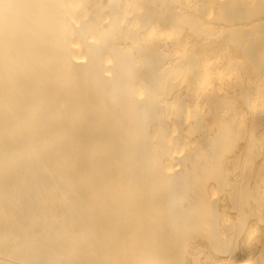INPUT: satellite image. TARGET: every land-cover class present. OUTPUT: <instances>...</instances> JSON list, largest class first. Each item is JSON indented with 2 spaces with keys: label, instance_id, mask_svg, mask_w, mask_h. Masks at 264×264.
<instances>
[{
  "label": "bare ground",
  "instance_id": "1",
  "mask_svg": "<svg viewBox=\"0 0 264 264\" xmlns=\"http://www.w3.org/2000/svg\"><path fill=\"white\" fill-rule=\"evenodd\" d=\"M240 1L0 0V264H264Z\"/></svg>",
  "mask_w": 264,
  "mask_h": 264
},
{
  "label": "rangeland",
  "instance_id": "2",
  "mask_svg": "<svg viewBox=\"0 0 264 264\" xmlns=\"http://www.w3.org/2000/svg\"><path fill=\"white\" fill-rule=\"evenodd\" d=\"M243 2H241L240 1V5H242L243 3L244 4H246L245 6L246 7H249V6H251V8L252 9H254L255 7H257V6H259L260 4H261V1L263 2L264 0H242ZM259 3V4H258ZM243 4V5H244ZM255 5V6H254ZM211 6H213V8H211L212 9V12L214 13V14H216V15H218V12H223V9L221 8V7H217L218 5H216L214 2H212V4H211ZM245 6H243V7H245ZM252 6H254V7H252ZM245 7V8H246ZM214 8H216L215 10H214ZM250 7L249 8H246V9H251ZM214 11H216V12H214ZM213 14V15H214ZM262 18V17H261ZM248 18H246V19H244L245 21H249V20H247ZM262 19H264V18H262ZM255 22V21H254ZM256 25H254L255 27H257L258 25H259V23H255ZM258 24V25H257ZM250 27H251V25H250ZM255 27H252L253 29L255 28ZM220 35V34H219ZM219 35H217V37H220ZM224 37V39H222ZM225 37L226 36H224V35H222L221 36V38H220V40H218L219 38H217V39H215V40H211V41H209V40H207V42H206V44H207V49L206 50H204V51H202L201 52V54H199L198 55V59H200L199 57H200V55H202L203 54V52H204V56L202 57L201 56V58H202V60H204L205 58H207L208 56L210 57V55H212V54H214V53H218V52H225V40H227V39H225ZM259 39L260 38H256V36H253V39H251V43H252V40H253V47H255L256 45L258 46V45H260V50L262 51H264V46H262V45H264V42L263 43H260V42H262L261 40L259 41ZM218 40V41H217ZM255 40H257V41H255ZM255 41V42H254ZM260 43V44H258V43ZM217 45H216V44ZM206 44H204V46H206ZM255 44V45H254ZM210 45V46H209ZM212 45V46H211ZM216 45V46H215ZM209 46V47H208ZM256 46V47H257ZM255 47V48H256ZM259 47V46H258ZM258 47H257V49H258ZM263 49H262V48ZM210 48H213V50L211 51L210 50ZM260 50H258V51H260ZM255 50L253 49L252 50V52H251V54L249 55L248 54V52H244V54L246 55V54H248V57L250 56H252V59H253V62L251 63L250 62V60H248V57H245V61H243V62H245L246 64H248V65H246L247 67L245 68L246 70L248 69V66H249V69H248V73H246L245 74V72H244V74H243V77L246 79H248V82H246V84L248 85V86H251V85H255L256 86V84L258 85V86H260V87H264V55L262 54V53H264V52H256V54L254 55L253 54V52H254ZM209 53V54H208ZM255 53V52H254ZM259 53V55H260V57L257 55ZM262 55H261V54ZM243 54V55H244ZM243 55H241V56H243ZM207 56V57H206ZM247 56V55H246ZM255 56H256V58H260V60L258 61V59H256L255 58ZM249 57V58H250ZM262 57V58H261ZM257 60H255V59ZM251 59V60H252ZM242 60V59H241ZM249 61V62H247V61ZM261 61V62H260ZM257 62H259V64L256 63ZM250 63V64H249ZM253 63H255V64H253ZM262 66H261V65ZM256 66V68L254 69L253 67H255ZM259 65H260V68H259ZM251 67V68H250ZM262 67V68H261ZM247 72V71H246ZM247 75H249L248 77H247ZM246 76V77H245ZM251 76V77H250ZM247 79H246V81H247ZM252 79H254V80H252ZM254 81L255 83H256V81H257V83L255 84V83H253V82H250V81ZM250 83H251V85H250ZM253 83V84H252ZM246 90H248L247 88H245L244 89V91H246ZM203 109V111H207V106H205V108L203 107L202 108ZM229 110L230 109H225V110H223V112H222V114H224L226 117H228L229 116ZM256 113H257V116L259 117V119L260 120H258V123H259V128H258V131L256 132V134H258V135H256L255 134V136H256V138H255V136H254V141H253V143H255V139L257 140L256 142H260L262 145L264 144V101H259L258 102V104H257V107H256ZM248 123V121L247 120H244L243 121V124H244V126L246 125ZM210 126H211V132H213V133H215V134H218V132H219V130H217L216 131V129H219V128H217L218 126L216 125V124H209ZM210 126H207V131L210 133V131L208 130V127L210 128ZM212 127H213V129H215V130H212ZM202 135V134H201ZM250 138V141H251V139H253L251 136L249 137H247L246 139H247V142H248V139ZM246 139L244 140L245 142H243L242 144H241V142H239V140L237 139V141L239 142L238 144L239 145H237V144H234L233 142V144L232 145H234L233 146V148H232V146H229V147H231L232 149H230V148H228V151L230 150V153L229 154H231L232 156H229L231 159L232 158H236V160L239 162V160L242 158V160L244 159H246L245 157H246V155H248V153H249V151L248 150H250V148H251V150L250 151H252V147H254L253 146V144H252V141H251V143H248V145L249 146H247V142H246ZM235 140V139H234ZM198 141L199 140H195L193 143H192V146H196L197 144H198ZM236 140H235V143L237 142ZM249 141V142H250ZM259 143V145H261ZM245 144H246V147H245ZM252 146H251V145ZM257 144V143H256ZM255 144V145H256ZM229 145H231V144H229ZM235 145H237V146H235ZM258 145V144H257ZM257 145H256V147H257ZM258 145V146H259ZM251 146V147H250ZM248 147V148H247ZM255 147V148H256ZM255 148H253L255 151H252L251 153H250V156L252 157V159H253V155L255 154V156L257 155L255 152H257V151H259L260 150V146H259V148H256L257 149V151H256V149ZM262 149H263V151H264V145L262 146ZM233 152H232V151ZM254 152V153H253ZM260 152H262V151H260ZM228 153L226 154L227 156H228ZM235 153V154H234ZM253 153V155H251ZM258 153V152H257ZM246 154V155H245ZM258 155H260L261 156V158H260V156H258ZM258 155H257V158H260V159H255L256 161H253V162H250V161H248V160H252L251 158H249V159H247L246 161H243L242 162V160L239 162L240 163V165H238L239 163H236L237 164V166H238V169H239V167L242 165H244L245 163H246V168H248V169H246V168H244V169H246V171L242 168V166H241V168L238 170V174H236V175H233L232 177H231V179L229 180V182H230V184L231 185H236L237 183H239L241 180H240V174H241V172H243V175H242V177L244 176L245 177V173H247V175H250L251 174V172H250V174L247 172V171H251L249 168H252L253 170H252V173L254 172V174H253V176L252 175H250V177L253 179V177H255V174H258V171L260 170V169H263L264 167V161H263V157H264V154L262 153H258ZM254 156V157H255ZM238 157H240V159L238 158ZM249 157V156H248ZM253 159V160H254ZM247 163H248V165H250V166H248L247 165ZM252 165H253V167H252ZM243 166V167H244ZM248 166V167H247ZM257 167H258V171H257ZM262 167V168H261ZM255 168V169H254ZM260 168V169H259ZM241 170V171H240ZM244 170V171H243ZM240 171V172H239ZM257 172V173H256ZM251 182H252V180H251ZM251 182H249V188L251 189V190H255L254 188H256L257 189V192H259V191H261V194L263 193L264 194V186H263V188H262V185L264 184V181H262V180H260V182H262L263 184H260V182H259V184L258 183H251ZM256 182V181H255ZM254 184V185H253ZM256 184V185H255ZM241 185H243V183L241 184ZM240 185V186H241ZM251 186V187H250ZM256 186V187H255ZM260 186V187H259ZM254 187V188H253ZM257 187H259V189L257 188ZM262 188V190H260ZM259 190V191H258Z\"/></svg>",
  "mask_w": 264,
  "mask_h": 264
}]
</instances>
